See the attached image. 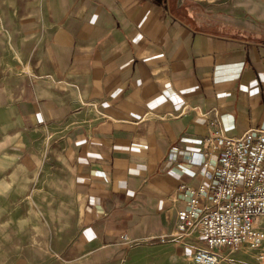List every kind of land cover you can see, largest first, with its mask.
<instances>
[{"label":"crops","instance_id":"1","mask_svg":"<svg viewBox=\"0 0 264 264\" xmlns=\"http://www.w3.org/2000/svg\"><path fill=\"white\" fill-rule=\"evenodd\" d=\"M3 10L27 65L4 120L57 129L44 153L63 168L43 208L68 212L64 263H119L169 236L180 185H206L209 207L222 147L207 142L210 123L230 138L264 130V13L244 24L193 0H0Z\"/></svg>","mask_w":264,"mask_h":264},{"label":"rangeland","instance_id":"2","mask_svg":"<svg viewBox=\"0 0 264 264\" xmlns=\"http://www.w3.org/2000/svg\"><path fill=\"white\" fill-rule=\"evenodd\" d=\"M193 1L202 5L211 17L244 24L264 13V0ZM7 14L0 11V264H67L57 259L56 254L63 251L64 243L57 241L68 212L64 211L63 218H55L43 208V201L50 203L55 198L57 187L52 180L63 168L56 154L44 153L53 146L57 129L44 127L26 134L17 124L4 120L7 100L21 83L19 75L27 66L17 26L9 24ZM61 175L66 177L67 173ZM64 188L67 192L69 187ZM200 247L202 243L196 236L183 242L178 239L161 242L159 238L144 243L125 260L113 264H194L191 255ZM219 255V264H264V242L257 249L245 246L236 251L220 249Z\"/></svg>","mask_w":264,"mask_h":264},{"label":"built area","instance_id":"3","mask_svg":"<svg viewBox=\"0 0 264 264\" xmlns=\"http://www.w3.org/2000/svg\"><path fill=\"white\" fill-rule=\"evenodd\" d=\"M220 141L216 174L212 178L210 206L199 209L206 185L192 189L180 185L185 209L176 214L174 231L161 242L178 239L202 243L191 255L194 264H219L220 249L259 248L264 242V130H248L240 137H225L210 123L207 142Z\"/></svg>","mask_w":264,"mask_h":264}]
</instances>
